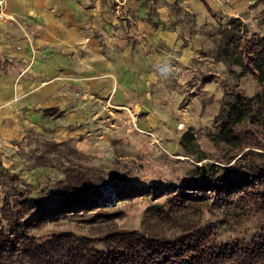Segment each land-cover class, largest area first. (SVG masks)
<instances>
[{"label":"rangeland","instance_id":"374dc122","mask_svg":"<svg viewBox=\"0 0 264 264\" xmlns=\"http://www.w3.org/2000/svg\"><path fill=\"white\" fill-rule=\"evenodd\" d=\"M246 6V11L240 15L246 29L251 34L257 32L264 35V0ZM233 13L236 14L235 11ZM219 16L218 27L230 20L227 12L224 14L222 11ZM212 49L211 41L206 39L197 54L199 61L194 64L191 61L190 69L184 72L187 80L185 85L174 84L175 68L161 70L160 77L151 87L152 109L158 120L162 121L159 128H135L133 123L130 125L118 119L108 120L106 114L97 115L96 118L101 119L92 121L96 114L93 107H88L87 111L83 109L84 114L92 117H87L85 124L67 125L68 120L51 125L47 122L48 130L43 133L45 138L65 143L60 148L63 162L93 175L91 182L101 191H97L96 196H100V200L94 211L97 208L105 209L114 220L107 219L98 225L88 221V216L55 214L43 226L34 230L22 228V233L40 239L47 233L68 231L79 237H87L93 245L103 248L105 233L117 228L137 230L146 238L156 240L174 239L185 233L184 230L202 228L209 233L206 241L209 245H226L232 240L253 245L262 243L264 204L259 199L250 197L240 202L237 196H233L231 201L222 202L223 194L206 193V199L200 189L187 190L188 186L198 185L194 173L197 166L209 163L222 168L232 166L235 172L231 178L238 175L237 179H241L247 174L243 165L258 160V151L264 153V150L247 148L234 160L224 161L223 155L212 143L213 134L222 127L219 118L216 119L220 105L229 101L234 94L254 96L261 89L253 73L243 75L239 67L230 68L216 61ZM194 76L196 84L192 81ZM199 86L201 91H196ZM134 100L139 111L141 103L137 96ZM56 128L57 133L54 131ZM192 129L198 146L196 144L194 148L185 150L179 144L180 139ZM234 131L244 136L250 131L249 135L252 136L248 125L236 127ZM190 152L207 159L198 161ZM12 174L18 175V181L25 188L21 193L14 195V192L12 196H7L0 186V223L6 230L12 216L17 219L23 217L16 209L18 197L24 191H30L33 197L41 198L49 207H54L60 201L65 179L61 169L32 168L24 162ZM102 178L111 183L103 184ZM11 182L8 181L9 187H12ZM115 183L133 188L134 194L126 199L119 198L116 190L118 185ZM179 193L195 197L197 201L182 203L184 209L176 210L173 200ZM21 231L19 229L17 232ZM188 249L186 251L190 254Z\"/></svg>","mask_w":264,"mask_h":264},{"label":"crops","instance_id":"0c3cea01","mask_svg":"<svg viewBox=\"0 0 264 264\" xmlns=\"http://www.w3.org/2000/svg\"><path fill=\"white\" fill-rule=\"evenodd\" d=\"M176 1L7 0L14 20H0V167L15 173L31 131L85 124L88 107L96 109L92 121L106 114L159 128L156 70L188 68L208 38L200 29L218 27L222 11L240 18L262 0Z\"/></svg>","mask_w":264,"mask_h":264},{"label":"trees","instance_id":"16d2710c","mask_svg":"<svg viewBox=\"0 0 264 264\" xmlns=\"http://www.w3.org/2000/svg\"><path fill=\"white\" fill-rule=\"evenodd\" d=\"M180 0H177L178 4ZM220 27L207 26L199 31L207 35L212 45L213 57L216 61L231 67L240 68L241 74L253 73L260 85V91L254 96L241 93L232 95L229 101L220 105V131L212 136V143L223 155L224 161H232L239 157L247 148L264 150V35L248 32L242 18H229ZM200 57H195V62ZM164 68H158V75ZM190 68L177 66L173 71L175 85L187 82L184 72ZM158 71V73H157ZM208 79V78H204ZM197 82L196 76L192 78ZM196 84V83H195ZM197 87L196 91H201ZM189 98V97H188ZM51 109L46 110V115ZM241 125H248L252 136L245 133L237 134L234 129ZM196 134L193 129L187 131L181 139L183 149L194 148ZM60 144L53 139H46L44 135L31 131L27 138L19 143L23 162L29 167L58 168L64 171L65 179L62 185L60 201L54 207L48 206L46 201L38 199L24 191L18 197V214L23 217L9 219L8 230L0 223V264H264V241L259 245L244 244L242 240H232L226 245H209L207 231L199 228L185 233L174 239H152L145 237L137 230L115 229L103 236V248H98L87 237H79L73 232H51L38 239L28 235L22 228L34 230L43 226L55 214H80L87 220L100 224L111 220L113 216L98 206L99 187L91 182L93 175L71 167L63 162ZM196 148V147H195ZM260 158L252 163L243 165L247 174L241 179L238 175L231 178L235 170L230 167H219L215 164H203L195 167V180L198 185L188 186V191L200 189L207 199L206 193L223 194L224 200L233 199L245 201L253 197L264 204V153L258 151ZM195 156L193 152L189 153ZM253 155H256L253 153ZM208 156V155H207ZM198 161L206 158H200ZM65 169V170H64ZM11 180L12 187L8 186ZM17 180V181H15ZM103 184L111 183L102 178ZM114 182V181H113ZM117 184V183H115ZM118 185V184H117ZM0 186L7 196H12L24 190L18 181V175L9 169L0 167ZM9 188H7V187ZM119 198L130 197L134 189L116 187ZM28 195L25 196L24 193ZM202 199V200H206ZM197 201L195 197L179 193L173 200L176 210L184 209L181 204ZM226 202V201H224ZM229 202V201H228ZM35 203V204H34ZM58 211V212H55ZM30 214V215H29ZM26 215H29L28 217ZM55 215V216H56ZM17 219V220H16ZM21 229V233L17 232ZM27 234V235H26ZM264 240V234L262 235ZM239 242V243H237ZM242 245H241V244ZM191 251L189 254L186 251ZM205 249V250H204Z\"/></svg>","mask_w":264,"mask_h":264},{"label":"built area","instance_id":"2783aa9c","mask_svg":"<svg viewBox=\"0 0 264 264\" xmlns=\"http://www.w3.org/2000/svg\"><path fill=\"white\" fill-rule=\"evenodd\" d=\"M7 5V0H0V20H8V21H12L14 20V18H10L6 15V7Z\"/></svg>","mask_w":264,"mask_h":264}]
</instances>
